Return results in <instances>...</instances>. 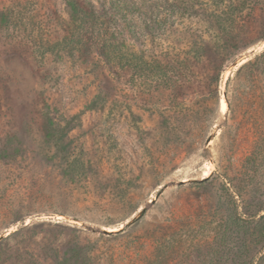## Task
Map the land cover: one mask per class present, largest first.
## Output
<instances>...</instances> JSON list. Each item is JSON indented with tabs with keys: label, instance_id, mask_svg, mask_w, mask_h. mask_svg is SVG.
<instances>
[{
	"label": "rangeland",
	"instance_id": "obj_1",
	"mask_svg": "<svg viewBox=\"0 0 264 264\" xmlns=\"http://www.w3.org/2000/svg\"><path fill=\"white\" fill-rule=\"evenodd\" d=\"M87 1L152 68L39 47L64 0H22L34 25L0 32V264H264V158L245 163L264 133L228 70L264 49V0Z\"/></svg>",
	"mask_w": 264,
	"mask_h": 264
},
{
	"label": "trees",
	"instance_id": "obj_2",
	"mask_svg": "<svg viewBox=\"0 0 264 264\" xmlns=\"http://www.w3.org/2000/svg\"><path fill=\"white\" fill-rule=\"evenodd\" d=\"M23 2L22 0H0V32L8 31L10 27H21L26 30L28 24L34 25V21L30 18L29 22L24 21ZM64 4L67 9V19H62L58 15L52 3L50 6L51 14L60 28L59 38L52 43L43 41L41 38L38 42L39 47L49 50H68L81 59L87 58L91 52L96 53L102 57L101 60L115 75L120 74L119 70L129 71L131 68L142 70L148 66L152 68L144 59L136 62L133 54L127 53V45L118 36L115 20L109 8H103L100 12L87 0H64ZM37 31H40L39 27ZM259 40H264V35ZM33 44L35 45L34 42L27 43L26 46L31 47ZM160 78L171 79L172 75L162 74L161 77L159 73L156 79ZM235 81L242 88L250 124L261 128L264 133V49L236 70ZM259 157L264 158V136L245 158L248 172L255 166ZM200 182L202 181L197 183ZM256 216H258L256 225L259 229L256 240L252 242L261 245V253L264 255V214L249 215L248 218ZM250 234L253 235L252 232ZM255 258H250L247 264H257Z\"/></svg>",
	"mask_w": 264,
	"mask_h": 264
},
{
	"label": "water",
	"instance_id": "obj_3",
	"mask_svg": "<svg viewBox=\"0 0 264 264\" xmlns=\"http://www.w3.org/2000/svg\"><path fill=\"white\" fill-rule=\"evenodd\" d=\"M262 43H264V40H262ZM256 49H252L250 51H247L246 53H242L241 55L237 56L233 62L230 63V65L228 66V70L236 67L237 65H242L243 63H245L246 61L250 60L251 58H253L256 54L255 52ZM219 128V125H216L212 130L211 133L208 134V137L206 138V143H208L214 136L216 131H218L217 129ZM210 174V173H209ZM207 177H204L200 180L198 179H186V180H180L176 182V185H181L183 183H191V182H198V181H202L203 179H205ZM167 185H162V187H160V189L157 191L155 197L150 200L151 203H153L155 201V199L160 195V193L166 188ZM146 209L144 207H142L141 209H139L130 219H128L123 225H121L118 229H103L101 230V233L104 235H110V234H117L118 232H121L125 227H128L130 225H132L134 222L138 221L145 213ZM61 217L66 220L67 222L77 225V226H81L86 228V223H84L82 220L80 219H76V218H72L70 216L67 215H61ZM4 237V234L0 235V240H2Z\"/></svg>",
	"mask_w": 264,
	"mask_h": 264
},
{
	"label": "bare ground",
	"instance_id": "obj_4",
	"mask_svg": "<svg viewBox=\"0 0 264 264\" xmlns=\"http://www.w3.org/2000/svg\"><path fill=\"white\" fill-rule=\"evenodd\" d=\"M220 106H221V108H225V103H224V101H221Z\"/></svg>",
	"mask_w": 264,
	"mask_h": 264
}]
</instances>
